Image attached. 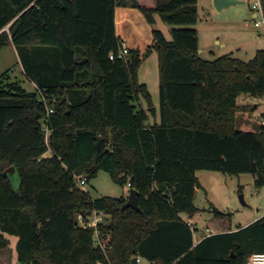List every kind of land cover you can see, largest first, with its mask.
<instances>
[{
	"label": "trees",
	"instance_id": "trees-1",
	"mask_svg": "<svg viewBox=\"0 0 264 264\" xmlns=\"http://www.w3.org/2000/svg\"><path fill=\"white\" fill-rule=\"evenodd\" d=\"M121 6L137 9L151 26L158 15L177 27L172 41L154 28L145 52L130 48L119 57ZM261 6L264 17V0ZM198 18L197 0H0V52L12 44L36 85L29 92L9 72L0 75V250L10 235L20 264H132L134 257L246 264L264 253V217L197 244L183 218L197 211L201 170L250 174L264 187V123L254 131L236 127L238 98L264 97V50L247 61L203 59ZM153 50L161 67L160 122L138 80ZM10 167L17 190L13 175L4 174ZM101 171L137 190L143 213L123 209L125 195L93 198L76 182L85 176L89 184ZM95 211L106 215L98 226L111 246L106 254L78 218L88 222Z\"/></svg>",
	"mask_w": 264,
	"mask_h": 264
},
{
	"label": "rangeland",
	"instance_id": "rangeland-1",
	"mask_svg": "<svg viewBox=\"0 0 264 264\" xmlns=\"http://www.w3.org/2000/svg\"><path fill=\"white\" fill-rule=\"evenodd\" d=\"M214 0H197L198 22L194 26L198 30L199 50L203 59L215 60L223 55H232L242 60H251L258 50H264V22L260 27L256 21H263L260 7L256 3L262 0H237L239 4L222 10H217ZM144 21V42L139 46H149L152 42V30H161L166 39L172 41V29L177 28L165 23L156 16L155 26L147 24L145 18L135 10ZM257 14V17L255 16ZM138 71V80L145 84L151 95L153 107L157 109V122H160V57L153 50L144 55ZM9 74L29 91L34 92L35 86L26 78L15 47L10 44L0 52V75ZM241 109L237 115L236 127L243 131H254L259 124L264 123V97H253L242 94L238 100ZM141 105L146 107L144 101ZM154 124V117H150ZM12 176V175H11ZM201 187L195 197L196 213L191 217L199 232L207 233L216 222H221L228 228L252 222L258 209L264 211V187L258 188L250 174L230 176L221 172L201 170L197 173ZM14 188H19L17 175L11 177ZM81 187V186H80ZM93 198L129 196V187L113 181L110 174L104 171L98 173L96 179L83 187ZM243 196V199H241ZM214 209L229 213V217L220 220ZM223 221V222H222ZM9 247L0 250V264H20L17 259L16 236L7 235ZM201 238V235H199ZM106 251L111 249L105 246ZM141 264H149L141 259Z\"/></svg>",
	"mask_w": 264,
	"mask_h": 264
},
{
	"label": "crops",
	"instance_id": "crops-1",
	"mask_svg": "<svg viewBox=\"0 0 264 264\" xmlns=\"http://www.w3.org/2000/svg\"><path fill=\"white\" fill-rule=\"evenodd\" d=\"M135 10H137V9L130 8V7H122V6L117 8V10H116L117 34L122 40H124V41H126L128 43V45H129V47L131 49H140L141 52H145L147 50V48L150 47L153 44V35H152L151 45H149V46H139L140 44H142L144 42V32H145L144 28H145V25H144L143 19L141 18L140 15H138V13H136ZM199 51H200V54H201L202 53V49L199 50ZM29 81L36 88L35 83L32 82L31 80H29ZM262 217H264V211L261 213V210L258 209L256 218L252 222H250L248 224H245L243 226L239 225V226H237V228L232 229V228L226 227L224 224H221V222H216L212 229H208L207 230V233H202V232L198 231L197 227L195 226L194 221L191 219L190 216L183 215L184 220L186 222H188L191 225V227L193 228V230H194V243L195 244L199 243L206 236L220 234V233H225V232H229V231H235L239 227L248 226L251 223L261 219ZM222 220H224V219H222ZM199 235H201V238H199Z\"/></svg>",
	"mask_w": 264,
	"mask_h": 264
},
{
	"label": "built area",
	"instance_id": "built-area-1",
	"mask_svg": "<svg viewBox=\"0 0 264 264\" xmlns=\"http://www.w3.org/2000/svg\"><path fill=\"white\" fill-rule=\"evenodd\" d=\"M257 7H260V12L263 18V21H256L255 22V26L256 27H260L262 22H264V17H263V10H262V6H261V2L256 3ZM257 17V14H256ZM129 45L126 41L122 40L121 43V49L119 52V57H127L128 53H129ZM111 59H114V55L110 56ZM43 101L45 102L46 100L43 98ZM53 109L48 108V114L53 113ZM76 182L79 186L84 187L87 183V178L85 176H77L76 177ZM81 226L85 229H94V237H93V241L94 244L97 247H101V249L104 251V253L106 254V248L103 245V243L101 242V238H100V231L98 229V226L101 222H103L106 218V215L103 211H95L93 213V215L89 218V221L86 222L82 215L78 216ZM141 259L140 257H138L137 260V264H141ZM108 264H111L110 262ZM150 264V263H149ZM246 264H264V253H254L252 254L246 261Z\"/></svg>",
	"mask_w": 264,
	"mask_h": 264
},
{
	"label": "water",
	"instance_id": "water-1",
	"mask_svg": "<svg viewBox=\"0 0 264 264\" xmlns=\"http://www.w3.org/2000/svg\"><path fill=\"white\" fill-rule=\"evenodd\" d=\"M239 3H240V1H237V0H214L213 1V4L217 10H222L224 8H228L232 5L239 4ZM4 174L15 175L16 174V168L10 167L9 169H7L5 171ZM138 195L139 194H138L137 190L131 189L129 191L128 199H127L126 203L123 205V209L133 208L136 211L143 213L141 208L139 207V204H138ZM241 199H243V196H241ZM232 256H233V258L235 257L234 254ZM137 260H138V257H134L132 259V264H137Z\"/></svg>",
	"mask_w": 264,
	"mask_h": 264
}]
</instances>
